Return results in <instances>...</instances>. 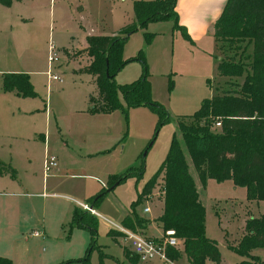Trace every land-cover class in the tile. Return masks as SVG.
<instances>
[{
	"label": "rangeland",
	"instance_id": "rangeland-1",
	"mask_svg": "<svg viewBox=\"0 0 264 264\" xmlns=\"http://www.w3.org/2000/svg\"><path fill=\"white\" fill-rule=\"evenodd\" d=\"M134 1L137 0H10L8 5L0 3V154L14 169V163L19 161L16 157L22 159L25 167H18L21 175L35 174L41 178L42 168L38 164L44 139L48 138L50 146L67 143L76 155L83 157L81 163L86 165L82 168L85 171H68L67 174L93 176L105 187L102 189L90 177H83L63 182L56 188L49 182L42 192L30 185L23 189L22 213L29 219H26L27 231L38 229L36 225L45 221L51 239H27L23 232L16 242L1 233L0 256L10 259L12 264H82L91 241L90 232L71 226V220H67L70 207L67 203L70 202L65 198L91 206L95 197L108 190L111 176H123L131 169L133 173L93 208L100 217L94 216L95 248L89 254V264H188L182 244L174 248L180 253L176 261L155 259L138 263L123 236L114 239L109 232L115 229L113 225L120 226L124 216L132 213L143 222L146 220L143 235L164 240L162 228L156 222L163 209L162 180L154 187L151 201L142 196V191L165 161L174 138L186 157L192 178L201 186L179 131V122L189 119L204 99L233 89L232 83L240 85L243 76L231 79L230 83L218 74V47L211 34L193 42L175 27L174 20L151 22L128 37L122 59L136 57L141 52L152 100L165 109L168 121L160 125L163 118L148 106L126 108L120 93L118 99L122 108L110 113H91L90 109L97 104L91 103L90 98L98 101V90L95 76L87 70L91 57L79 49L85 42L84 32H92L93 36H123L124 28L136 21ZM223 1L218 0L217 4ZM50 43L59 56V62L50 72L58 75L62 84L48 80ZM245 47L236 60L247 66L251 47ZM11 73L27 74L35 95L23 97L4 92L2 77ZM141 74L140 63L130 62L117 73L114 82L119 86L130 84ZM90 127H97L102 139L98 151L87 148L94 153L86 155L73 147V139L83 142V148L87 147ZM12 157L14 162L10 163ZM29 162L31 167L27 166ZM231 185L230 182H214L200 189L205 207V236L216 243L220 264H239L250 256L264 263V247L252 249L248 256L236 252L245 234L246 221L264 216V201L246 200L243 188ZM5 192L0 189V193ZM38 193H55L57 197H39ZM146 207L150 208L148 214L143 212ZM66 208L67 221L62 228L60 220ZM4 212L12 216L18 214L0 198V213Z\"/></svg>",
	"mask_w": 264,
	"mask_h": 264
},
{
	"label": "trees",
	"instance_id": "trees-1",
	"mask_svg": "<svg viewBox=\"0 0 264 264\" xmlns=\"http://www.w3.org/2000/svg\"><path fill=\"white\" fill-rule=\"evenodd\" d=\"M177 0H137L134 1L135 22L124 28V35L88 36L85 53L91 57L87 70L95 76L98 101L91 113H110L122 108L118 93L126 108L148 106L163 118L160 125L168 121L165 109L152 100L151 85L143 56L122 59L123 46L128 37L148 23L174 20L176 28L178 16L175 10ZM8 5L10 0H0ZM214 40L218 47V74L236 79L243 76L240 85L221 95L204 99L199 109L189 117L181 119L179 131L188 155L202 186L211 179L217 183L230 181L232 185L245 190L249 201H264V0H227L214 23ZM187 37V35L185 34ZM249 45L247 66L236 60ZM139 62L142 74L130 84L116 85L114 78L128 63ZM4 92L18 96H34L33 87L27 74L11 73L2 77ZM220 123L216 128L215 123ZM132 169L123 176L109 178L111 188L120 183ZM15 177V171L0 160V175ZM162 180L163 209L158 218L164 236L173 231V237L183 245L184 255L189 264L220 262L216 243L205 236V207L199 199L195 182L189 172L186 157L174 138L165 161L145 185L142 196L149 195ZM108 188V189H109ZM108 191L95 197L90 204L94 208ZM91 200V199H90ZM93 200V199H92ZM90 202V201H89ZM96 218L82 209L72 212L71 226L90 232L91 241L82 264H89V254L95 248ZM122 225L132 231L144 228L145 222L134 214L125 217ZM110 236L116 232L110 231ZM123 236L117 233L116 236ZM264 247V216L251 218L245 223V234L236 248L240 255L248 256L255 248ZM167 259L172 262L180 256L178 250L167 247ZM134 261L138 258L133 255ZM71 262V261H69ZM68 262V263H69ZM0 264H12L11 260L0 257ZM239 264H264L250 256Z\"/></svg>",
	"mask_w": 264,
	"mask_h": 264
},
{
	"label": "crops",
	"instance_id": "crops-1",
	"mask_svg": "<svg viewBox=\"0 0 264 264\" xmlns=\"http://www.w3.org/2000/svg\"><path fill=\"white\" fill-rule=\"evenodd\" d=\"M217 1L218 0H189V1L177 0L175 10H176V13L178 16V25L182 27L181 29L180 28H178V29H180L182 32H184L187 35V37L189 36L193 40V42L194 41L198 42L202 39H205L210 34L212 35V38L214 39V36H213L214 23L217 20V18L219 17V15H220L219 13H221L218 11L223 9L227 0H224L222 2V4H219L222 6H219L217 4ZM218 7L222 8V9L219 10ZM93 34L94 33L88 32V31L84 32L85 42H84V44H82L80 46L79 49L85 50V48L87 46L86 37L93 36ZM50 81H52V80H50ZM62 82L63 81L57 82V83L62 84ZM88 131H89V133H88L87 137H89V138L86 137L87 141L89 139V141L87 142V147L85 146L83 148V142H80L79 140L75 141L76 139H73V147L75 146L74 147L75 149L82 150V152L85 153L86 155H91L90 153H94V152H88L87 148H89V149L94 148L95 151H98V149H99L98 147L101 144L102 136L100 134V130L97 127H94V128L90 127V129ZM47 139L48 138L44 139L43 151H42V155H41V158H40V161L38 164L39 168L40 169L42 168L41 178H37V176L35 174H31L29 176V175H26L24 173L23 175H21L20 168H18V167L19 166L25 167L24 163L22 162V159L20 160V158H18V156L16 157L19 161H17L16 164L14 163V165H15L14 166L15 169H14L13 167H11V165L9 163H7V160L4 158V156H2L0 154V160L2 162L5 161L4 163L9 165V167L15 171V177L14 178H12L9 174L0 175V187H2L0 189H2L3 191L4 190L7 191L5 193H0L1 201L5 206H7L9 208L13 207V209L18 211V214L14 215V216H12L11 214L6 213V212L0 213V234L6 233V235H8L7 239L8 238L12 239V241L13 240H15L16 242L20 241V238H22L23 232H24V235L27 239H31V238L38 239V238L31 236V233L34 231H39L42 234V237H40V238L51 239V237L49 236L50 232H49L48 226L45 223V221H43L42 224L36 225L38 227V229L34 228V229H32L31 232L27 231L26 224L28 223L29 219L22 213V200H21L22 195H23L21 193V191L23 189H26L27 186H29V185L34 186L38 191L42 192L43 190H45V188L46 189L48 188L49 182H52L51 183L52 187L56 188L58 185H62L63 182H73L74 180L81 179L83 177H87V178L90 177L91 180L97 182L100 185V187H102V189L105 188L103 185V182H100L98 180V178H95L93 176L81 175L79 173L78 174L72 173V174L68 175L67 174L68 171H71V172L85 171L82 168L83 167L85 168L86 165H83L81 163V161L83 160V157L80 155H76L74 153L73 148L71 146L67 145V143L63 144L62 146H60V145L50 146ZM76 146H79V147H76ZM80 148H83V149H80ZM47 154H52V155H55L57 157L58 166L52 172L53 174L50 173L48 176H45L43 173V162H44L45 156ZM13 162H14V159L12 157V158H10V163H13ZM31 165H32L31 162H29L27 164V166H29V167H31ZM189 172H190V170H189ZM194 182H195V186L197 188L199 199L203 204V201L201 199L200 189L203 190L204 186L201 185L199 187V185L197 184V181L194 180ZM214 182L215 181L211 180V179L207 180L205 187L208 188V186L210 184L212 185ZM226 182H230V181H225V182L218 183V184H224ZM231 186H234V185H231ZM243 190H244V188H243ZM150 195L152 198L147 199L148 201H151L153 199V196H154L153 192H151ZM37 196H39V197L40 196L57 197V194H55V193H52V194H44V193L40 194V193H38ZM244 197H245V190H244ZM145 198H146V196H145ZM65 199L69 200L68 202H70V203H67L70 205L69 210H68L69 211V217L67 218V220H69V219L71 220L73 210L75 208L82 209L81 205H86V204L82 203L81 201L74 200L72 198H65ZM88 199L90 200L91 198H88ZM89 207H91L93 209L92 206H89ZM147 208H149V207H147ZM148 213H150V208H149ZM148 213L144 212V214H148ZM66 215H67V208L65 209V212L61 216L60 223H61L62 228L64 226L65 221H67V220H65ZM127 216H130V214L128 213L126 216H124V218ZM26 219H28V221ZM122 220H121L120 226L124 227L122 225ZM144 222H145L144 228L137 229L136 231H139L141 233L144 231V229L146 227V220H144ZM156 222L158 225L161 226L158 219L156 220ZM125 229L130 230L128 228H125ZM110 231H114V232H116V234L120 233L115 229L110 230ZM59 232H61V230ZM116 234L112 235L111 237L114 239L119 237V236H116ZM120 237H122V236H120ZM151 239H153V238H151ZM3 258H5V257H3ZM186 260H187V258H186ZM137 262L142 263L139 260ZM187 262H188V260H187ZM220 263H221V259H220V262L218 264H220ZM188 264H189V262H188ZM207 264H215V263L208 262Z\"/></svg>",
	"mask_w": 264,
	"mask_h": 264
},
{
	"label": "built area",
	"instance_id": "built-area-1",
	"mask_svg": "<svg viewBox=\"0 0 264 264\" xmlns=\"http://www.w3.org/2000/svg\"><path fill=\"white\" fill-rule=\"evenodd\" d=\"M48 78L49 80L55 81V82H61V78L58 75H54L50 72L51 67L54 64H57L59 62V56L57 49L55 48L54 44L50 43L48 46ZM216 128L220 127V123H215L214 125ZM58 166L57 157L52 154H47L45 156L44 162H43V173L45 176H48L50 173H52ZM163 195V191H162ZM147 199H151V195L146 196ZM81 208L83 211H86L90 213L93 216L100 217L94 209L89 207L88 205H81ZM145 213L149 212V208L144 209ZM102 218V217H101ZM104 219V218H103ZM106 221V219H104ZM108 222V221H107ZM109 223V222H108ZM115 230L123 234V239L128 242V246L130 248L131 253L138 258V260L142 263H146L155 259H159L165 262H168L169 260L166 257L165 251L167 247L176 248L182 243L180 241H177L176 238L173 237L174 232L168 231L166 232V237L162 241H158L156 239H151L145 237L141 232L139 231H132L127 230L122 226L113 225ZM32 237L40 238L42 237V234L39 231H34L31 233Z\"/></svg>",
	"mask_w": 264,
	"mask_h": 264
},
{
	"label": "water",
	"instance_id": "water-1",
	"mask_svg": "<svg viewBox=\"0 0 264 264\" xmlns=\"http://www.w3.org/2000/svg\"><path fill=\"white\" fill-rule=\"evenodd\" d=\"M118 185V183H115L111 188H109L107 191H111L113 188H115Z\"/></svg>",
	"mask_w": 264,
	"mask_h": 264
}]
</instances>
